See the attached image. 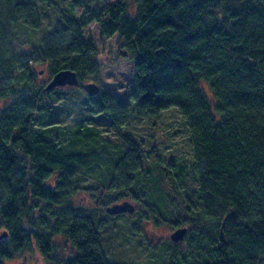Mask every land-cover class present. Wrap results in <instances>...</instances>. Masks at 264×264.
I'll use <instances>...</instances> for the list:
<instances>
[{"label": "trees", "instance_id": "obj_1", "mask_svg": "<svg viewBox=\"0 0 264 264\" xmlns=\"http://www.w3.org/2000/svg\"><path fill=\"white\" fill-rule=\"evenodd\" d=\"M133 1L130 13L125 0L104 9L70 0L54 8L57 19L34 41L29 30L41 24L37 0H0V264L31 245L52 264L57 238L73 251L61 264H116L101 246L106 222L72 203L82 177L114 199L141 203L148 211L143 219L190 223L182 226L186 247H169L163 264L264 258V0ZM91 22L102 36L118 34L133 56L124 99L83 90L118 142L96 120L61 124L47 95L63 99L57 89L66 85L46 90L32 69L44 62L49 80L73 70L77 88L87 75L97 79V46L83 33ZM18 28L28 32V49ZM169 107L186 122L191 162L157 155L143 167V140L128 124Z\"/></svg>", "mask_w": 264, "mask_h": 264}, {"label": "rangeland", "instance_id": "obj_2", "mask_svg": "<svg viewBox=\"0 0 264 264\" xmlns=\"http://www.w3.org/2000/svg\"><path fill=\"white\" fill-rule=\"evenodd\" d=\"M52 5L45 1L37 0L40 12V27L35 30H29V38L36 40L42 33L51 28L57 19L55 7L67 5L70 0H50ZM118 0H89L90 4L98 5V9H104L109 3ZM128 4L130 13L134 10V1L125 0ZM81 6L74 8V13L79 16ZM21 46L24 49L30 47L26 41L28 32L24 28H18ZM84 36L92 38L96 43V57L100 62L98 78L95 79L87 75L81 83L94 82L98 85L99 90L104 91L109 96L116 99H124L127 85L132 79L133 56L125 47L124 41L113 34L110 37L102 36L99 24L91 22L83 28ZM125 51V54H122ZM36 72V82L45 84L49 80L47 66L43 62H36L32 65ZM204 84V83H203ZM207 94L210 90L204 84L202 85ZM57 89V88H56ZM55 89V90H56ZM57 90L63 93V99L55 100L53 93L47 95V100L51 107L58 108L56 115L62 121L61 124L82 125L84 123H94L96 120L99 124L100 131L107 136L112 142H118L113 130L102 122L99 114L93 112V107L87 102L85 92L79 86L71 87L69 85L59 87ZM4 102L0 101V110ZM129 130L139 139L143 140V156L147 159L143 161L142 166L149 168L152 158L161 155L165 160L174 158L175 161H185L190 163L192 158V147L189 143V133L186 122L176 108L169 107L163 110L159 115L152 119L132 118L128 124ZM116 143L112 144L115 145ZM123 200L130 201L134 206L132 213L107 214L105 208L115 202ZM72 203L76 205L79 211L92 213L95 217L101 218L106 225L101 232V246L106 255V259L116 264H163V255L171 246L185 248V241L174 242L170 239V234L178 227L186 226L190 228V223L180 222L175 226V222L162 220L161 218H141L147 209L141 203L130 197L114 199L113 192L108 188L102 187L96 180H88L84 177L78 179L77 190L72 197ZM141 218V220H140ZM139 219V221H138ZM2 231H0V234ZM2 236L0 240H3ZM56 240V238H55ZM59 247L53 256L52 264H61V261L72 255V247L68 242H62L57 238ZM4 264H50L44 261L34 245L23 248L14 253L13 256L4 261ZM264 264V258L259 261Z\"/></svg>", "mask_w": 264, "mask_h": 264}, {"label": "water", "instance_id": "obj_3", "mask_svg": "<svg viewBox=\"0 0 264 264\" xmlns=\"http://www.w3.org/2000/svg\"><path fill=\"white\" fill-rule=\"evenodd\" d=\"M122 54H125V51H122ZM78 84L80 83L75 71L70 69H63L57 71L52 75V77L46 84L45 89L49 90L56 86H62V85L77 86ZM81 87L88 95H94L99 90L98 85L94 82L82 83ZM105 211L107 214L110 215L119 214V213H132L134 211V206L130 201L123 200L121 202H115L110 206H107L105 208ZM226 217L227 216L223 218L219 230V237L222 239H223V227L225 225ZM185 234H186V227H178L170 234V239L174 242H177L182 240ZM2 236H5V232L0 234V238Z\"/></svg>", "mask_w": 264, "mask_h": 264}]
</instances>
